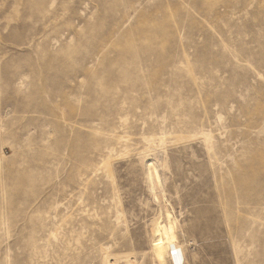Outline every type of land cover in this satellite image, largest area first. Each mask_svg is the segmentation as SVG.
<instances>
[{
    "label": "rangeland",
    "instance_id": "obj_1",
    "mask_svg": "<svg viewBox=\"0 0 264 264\" xmlns=\"http://www.w3.org/2000/svg\"><path fill=\"white\" fill-rule=\"evenodd\" d=\"M167 215L264 264V0H0V264H158Z\"/></svg>",
    "mask_w": 264,
    "mask_h": 264
},
{
    "label": "bare ground",
    "instance_id": "obj_2",
    "mask_svg": "<svg viewBox=\"0 0 264 264\" xmlns=\"http://www.w3.org/2000/svg\"><path fill=\"white\" fill-rule=\"evenodd\" d=\"M174 228L175 227L168 215L167 223L165 225H162L159 222L155 225L154 232H152V235L154 233V236L151 240L152 244L150 248L152 249L151 251L158 264H185L183 248L177 243V236Z\"/></svg>",
    "mask_w": 264,
    "mask_h": 264
}]
</instances>
